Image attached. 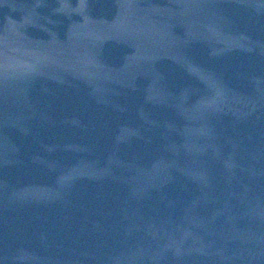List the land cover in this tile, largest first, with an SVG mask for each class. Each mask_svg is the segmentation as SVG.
<instances>
[{
	"label": "water",
	"instance_id": "water-1",
	"mask_svg": "<svg viewBox=\"0 0 264 264\" xmlns=\"http://www.w3.org/2000/svg\"><path fill=\"white\" fill-rule=\"evenodd\" d=\"M0 264H264V0H0Z\"/></svg>",
	"mask_w": 264,
	"mask_h": 264
}]
</instances>
